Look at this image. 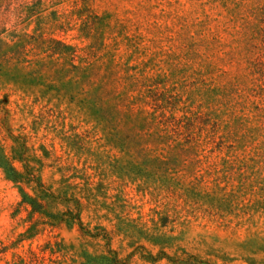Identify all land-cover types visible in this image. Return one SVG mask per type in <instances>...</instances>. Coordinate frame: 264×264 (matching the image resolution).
Segmentation results:
<instances>
[{
    "label": "rangeland",
    "instance_id": "obj_1",
    "mask_svg": "<svg viewBox=\"0 0 264 264\" xmlns=\"http://www.w3.org/2000/svg\"><path fill=\"white\" fill-rule=\"evenodd\" d=\"M0 264H264V0H0Z\"/></svg>",
    "mask_w": 264,
    "mask_h": 264
}]
</instances>
